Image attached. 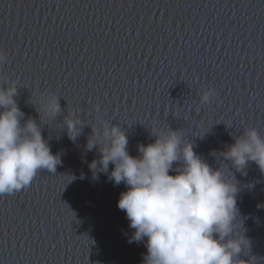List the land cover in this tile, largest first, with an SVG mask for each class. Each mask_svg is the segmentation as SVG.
<instances>
[{
    "label": "water",
    "instance_id": "95a60500",
    "mask_svg": "<svg viewBox=\"0 0 264 264\" xmlns=\"http://www.w3.org/2000/svg\"><path fill=\"white\" fill-rule=\"evenodd\" d=\"M0 51V87H16L21 123H40L33 102L47 94L62 109L41 129L56 171L0 194V264H142L145 244L129 243L117 206L126 186L89 168L100 155L86 150L89 125L100 118L120 124L133 156L152 131L181 129L235 178L234 230L251 241L240 259L264 264V172L218 154L246 128L264 136V0H0ZM208 88L215 96L202 104ZM66 113L84 124L75 141Z\"/></svg>",
    "mask_w": 264,
    "mask_h": 264
},
{
    "label": "clouds",
    "instance_id": "9594fccd",
    "mask_svg": "<svg viewBox=\"0 0 264 264\" xmlns=\"http://www.w3.org/2000/svg\"><path fill=\"white\" fill-rule=\"evenodd\" d=\"M6 62L0 51V65ZM15 95V86L0 87V194L27 187L39 171L55 172L61 162L41 130L47 120L55 121L62 113L60 97L47 94L32 101L40 123L31 117L21 123L24 113ZM214 96L215 90L208 88L200 102L211 103ZM74 115L66 113L61 121L73 141L84 125ZM89 126L86 150L100 153L89 168L95 174H108L115 185L126 186L117 206L133 230L129 243L145 244L142 264H256L253 256L240 259L251 241L234 230L239 212L235 178L228 179L221 167L210 166L190 140L185 142L181 129L152 131L155 140L139 144L138 155L133 156L120 124L100 118L96 127ZM218 154L237 171L254 161L264 172V136L255 127L244 129Z\"/></svg>",
    "mask_w": 264,
    "mask_h": 264
},
{
    "label": "snow or ice",
    "instance_id": "6c2138e0",
    "mask_svg": "<svg viewBox=\"0 0 264 264\" xmlns=\"http://www.w3.org/2000/svg\"><path fill=\"white\" fill-rule=\"evenodd\" d=\"M61 98V97H60Z\"/></svg>",
    "mask_w": 264,
    "mask_h": 264
}]
</instances>
